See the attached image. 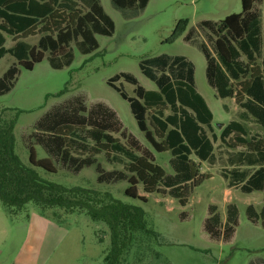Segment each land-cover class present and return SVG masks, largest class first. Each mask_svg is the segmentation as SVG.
<instances>
[{
    "label": "rangeland",
    "instance_id": "1",
    "mask_svg": "<svg viewBox=\"0 0 264 264\" xmlns=\"http://www.w3.org/2000/svg\"><path fill=\"white\" fill-rule=\"evenodd\" d=\"M98 2L112 20L113 30L110 35H94L96 49L83 54L77 47L81 39L70 41L66 51L72 61L64 64L63 54L57 53L56 61L61 64L58 69L50 64L49 51L32 70L18 66L8 54L0 60V77L9 67H17L8 90L0 95V118L16 119L14 153L27 167L30 148L38 159H50L54 173L34 168L44 181L106 191L125 204L143 209L147 227L156 235L138 234L121 264H264V227L260 217L264 189L250 194L240 191V186L264 164V155L243 146L229 148L219 140L221 129L231 121L243 125L248 140L262 138L264 131L233 99L216 97L208 85L203 50L217 62L214 36L200 24L219 23L230 14L240 13V0H148L144 8L133 9L118 8L110 0ZM254 8L262 22L264 0L256 1ZM37 40L38 36L26 39L32 46ZM13 44L14 40L7 37L5 47ZM157 57H182L192 65L195 90L212 114L211 129L202 126L209 139L215 136L210 156L200 161L191 155L200 172L211 178L192 189L184 206L167 192L169 187L164 182L160 184L167 192L164 196L145 195L139 187V195L147 197V202L141 203L124 195L126 181L97 180V166L102 173L124 172L133 157L139 156H150L167 176L173 174L169 152L153 150L139 131L129 104L108 84L117 76L113 86L133 98L137 86L157 91L155 83L140 69L141 64L148 65L146 62ZM149 68L155 73V67ZM123 74L134 78L137 85L125 81ZM97 104L115 114L108 133L131 154L114 147L108 154L95 150L89 111ZM59 111H76L78 118L67 124L72 131L68 154L76 159L89 158L93 161L90 166L76 169L42 144L54 134L47 124ZM45 117L48 119L43 120ZM80 118L84 119L83 124L79 123ZM249 207L255 214L252 219L247 215ZM55 213L61 223L27 204L17 217L10 218L0 204V264H102L109 247L107 227L83 213ZM207 225L215 232L213 236L207 232ZM225 228L231 230L224 231Z\"/></svg>",
    "mask_w": 264,
    "mask_h": 264
},
{
    "label": "trees",
    "instance_id": "2",
    "mask_svg": "<svg viewBox=\"0 0 264 264\" xmlns=\"http://www.w3.org/2000/svg\"><path fill=\"white\" fill-rule=\"evenodd\" d=\"M110 1L122 9L144 8L148 2ZM256 1L262 0H240V13L230 14L219 23L203 21L200 24L214 36L217 62L203 50L208 85L213 88L216 97L233 99L264 131V18L261 22L254 8ZM112 30L113 22L97 0H0V60L9 54L25 70H32L35 64L40 63L45 51L50 52V64L54 68L61 67L56 61L57 53L63 54L64 64H70L72 55L66 51L70 41L80 38L77 47L86 54L97 48L95 34L110 35ZM5 35L16 41L9 49L4 47ZM32 36H38L36 46L25 41ZM146 63L148 65H140L141 72L155 83L157 91H145L137 86L136 98H133L113 86L117 76L108 80V84L129 104L139 131L153 150L157 153L169 152L173 174L167 176L150 156H139L133 157L124 172L102 173L97 166V180L126 181L124 195L141 203H146L147 197L139 195V187L145 195L156 193L164 196L168 192L178 200L179 205L184 206L192 189L211 178L209 174L200 172L199 164L191 159V155L200 161L210 156L215 136L211 135L209 139L202 126L211 129L212 114L195 90L193 67L184 58L157 57ZM149 65L156 68L155 73ZM16 73L17 67L11 66L0 77V95L8 90ZM122 77L128 83L137 85L131 76L123 74ZM61 94L63 91L58 95ZM166 111L169 114L165 115ZM77 116L76 111L71 114L65 111L54 113L47 124V129L54 134L44 142L42 140V144L51 153L61 155L65 163L79 169L90 166L93 161L72 158L68 154L67 148L72 142L68 136L72 131L67 124ZM89 116L92 119L90 136L97 152L108 154L111 147L129 152L108 133L116 117L112 111L97 104L89 111ZM46 119L48 117L43 120ZM78 121L83 124L84 119ZM15 123V118H0V204L10 218L17 217L27 204L34 205L41 214L56 223H61L56 210L64 215L83 213L108 229L109 247L102 264H121L138 234L156 235L147 227L145 212L139 206L125 204L106 191L42 180L34 168L48 173H54L56 169L50 159H38L33 148L29 149L30 167L23 165L13 150ZM245 135L243 125L231 121L221 129L219 140L229 148L243 146L264 155V136L253 141L246 139ZM163 182L169 187L167 192L160 187ZM263 189L264 164L240 186V191L245 194ZM247 215L249 219L255 215L250 207L247 208ZM260 217L264 227V207ZM206 229L213 236L215 232L208 225Z\"/></svg>",
    "mask_w": 264,
    "mask_h": 264
},
{
    "label": "crops",
    "instance_id": "3",
    "mask_svg": "<svg viewBox=\"0 0 264 264\" xmlns=\"http://www.w3.org/2000/svg\"><path fill=\"white\" fill-rule=\"evenodd\" d=\"M97 1H98V0H97ZM98 3H99V2H98ZM99 5H100V4H99ZM102 9H103V8H102ZM103 11H104V10H103ZM105 14H106V13H105ZM106 15H107V14H106ZM4 37H5V43H6V39H7V37H10V36L5 35ZM10 38L14 40V38H12V37H10ZM25 41H26V40H25ZM15 42H16V41L14 40V44H13V46L15 45ZM26 42H27V41H26ZM5 43H4V47H5ZM27 43H28V42H27ZM28 44H29V43H28ZM13 46H12V47H13ZM5 48H6V47H5ZM10 48H11V47H10ZM6 49H7V48H6ZM8 49H9V48H8ZM8 55H9V54H8ZM50 224H51V223H50Z\"/></svg>",
    "mask_w": 264,
    "mask_h": 264
},
{
    "label": "water",
    "instance_id": "4",
    "mask_svg": "<svg viewBox=\"0 0 264 264\" xmlns=\"http://www.w3.org/2000/svg\"><path fill=\"white\" fill-rule=\"evenodd\" d=\"M221 125H219L218 127H220Z\"/></svg>",
    "mask_w": 264,
    "mask_h": 264
}]
</instances>
